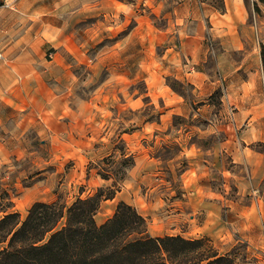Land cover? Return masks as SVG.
Here are the masks:
<instances>
[{"label":"rangeland","instance_id":"rangeland-1","mask_svg":"<svg viewBox=\"0 0 264 264\" xmlns=\"http://www.w3.org/2000/svg\"><path fill=\"white\" fill-rule=\"evenodd\" d=\"M175 2L0 0V63L25 50L51 90L47 105L31 113L0 98V209L9 205L23 220L35 201L68 207L100 187L116 188L101 201L98 224L124 201L146 219L149 235H180L168 215L192 175L211 205L198 209L200 232L188 238H206L235 264H264V215L256 210L264 179L250 182L231 154L226 138L238 133L221 88L199 94L173 74L170 56L183 43L176 25L164 28ZM254 11L264 26L263 11ZM210 46L202 43L200 57L216 77ZM128 157L133 164L125 167Z\"/></svg>","mask_w":264,"mask_h":264},{"label":"crops","instance_id":"crops-1","mask_svg":"<svg viewBox=\"0 0 264 264\" xmlns=\"http://www.w3.org/2000/svg\"><path fill=\"white\" fill-rule=\"evenodd\" d=\"M253 2L220 0L217 5L214 0H176L164 33L171 23L176 25L177 40L183 43L181 51L170 56L177 79L190 82L199 94L215 86L221 88L223 104L230 108L228 118L238 133L235 141L231 133L226 142L231 141V154L242 164L250 182L253 179L260 182L264 179V76L260 56L264 26ZM258 7L264 13V4L258 3ZM179 23H185L184 29L179 30ZM207 40L211 42L207 51L215 57L216 77L205 69V60L200 57L202 43ZM6 58L0 63V98L14 109H29L30 113L37 104L45 107L51 90L42 79L43 70L35 66L33 56L19 50L8 61ZM38 63L44 64L45 70L49 68L41 59ZM196 179L192 175L187 177L183 183L188 185L185 198L178 203L176 213L168 215L176 220L175 234L186 238L200 232L196 224L198 209L207 210L211 205ZM261 196L256 199V210L264 215V193ZM156 218L151 217L152 221Z\"/></svg>","mask_w":264,"mask_h":264},{"label":"trees","instance_id":"trees-1","mask_svg":"<svg viewBox=\"0 0 264 264\" xmlns=\"http://www.w3.org/2000/svg\"><path fill=\"white\" fill-rule=\"evenodd\" d=\"M258 3L264 0H254L256 11ZM260 56L264 76V41ZM131 164L132 158L124 160L125 167ZM115 189L100 187L93 194L77 197L68 207L35 201L23 220L18 212L7 211L9 205L2 207L0 264H235L228 254H219L208 245L206 238L149 235L146 219L124 201L98 224L95 213L102 200L114 197Z\"/></svg>","mask_w":264,"mask_h":264},{"label":"built area","instance_id":"built-area-1","mask_svg":"<svg viewBox=\"0 0 264 264\" xmlns=\"http://www.w3.org/2000/svg\"><path fill=\"white\" fill-rule=\"evenodd\" d=\"M3 57V55H2V53H1V51H0V59Z\"/></svg>","mask_w":264,"mask_h":264}]
</instances>
